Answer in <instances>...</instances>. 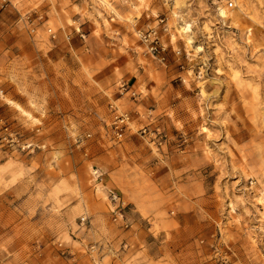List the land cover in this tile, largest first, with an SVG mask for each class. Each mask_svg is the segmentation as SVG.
Listing matches in <instances>:
<instances>
[{"label": "rangeland", "instance_id": "1", "mask_svg": "<svg viewBox=\"0 0 264 264\" xmlns=\"http://www.w3.org/2000/svg\"><path fill=\"white\" fill-rule=\"evenodd\" d=\"M231 1L0 0V264H264V0Z\"/></svg>", "mask_w": 264, "mask_h": 264}, {"label": "built area", "instance_id": "2", "mask_svg": "<svg viewBox=\"0 0 264 264\" xmlns=\"http://www.w3.org/2000/svg\"><path fill=\"white\" fill-rule=\"evenodd\" d=\"M233 2L231 0H228V5L231 6ZM42 18V13H35L33 17L28 16L27 21L30 25V29L34 30L35 29V21L36 19H41ZM160 21H163L162 18L159 19ZM46 30L49 32L50 36L52 38L56 37L55 32L52 30L50 26L46 27ZM137 35L139 36V39L141 42L144 43L145 47L147 48L148 51H150L153 54L160 55V58H163V51L165 49V45L161 40V36L158 32V28L156 26H150L148 28H140L137 30ZM162 54V55H161ZM129 122V115L127 112H120L117 113V111L113 114L112 119H111V125L114 129L115 135L117 137H121L123 134L122 127L127 125ZM93 174V179H98L96 180L95 189H101L108 201H109V208L110 212L112 214V219L113 220H120L123 227H127L129 222L128 218L125 215V210L124 207L126 206V203L120 193L116 188L112 187H106L104 185H101V174L102 172L98 167H95L92 170ZM86 215H81L80 216V224H85L86 222ZM86 225V224H85Z\"/></svg>", "mask_w": 264, "mask_h": 264}, {"label": "crops", "instance_id": "3", "mask_svg": "<svg viewBox=\"0 0 264 264\" xmlns=\"http://www.w3.org/2000/svg\"><path fill=\"white\" fill-rule=\"evenodd\" d=\"M12 212H14V214H15V216H16V219H13L12 221H11V225L13 226V227H19L21 224H22V215L24 214V210H20L19 208L18 209H16V210H11ZM48 210L46 209V210H43V209H39V213H41V214H46V212H47ZM50 211L51 210H49L48 212L50 213ZM6 212V211H5ZM90 220H91V222H93V224H94V226H95V228H94V226H93V230H98V228H96V225H98V227H99V223H97V219H96V215L95 214H93V215H91V218H90ZM8 222V221H7ZM8 224V223H7ZM10 224V223H9ZM8 224V225H9ZM4 225V224H3ZM92 227V226H91ZM100 229V228H99ZM82 232V230H80L79 231V233H81ZM83 233V232H82ZM139 243V242H138ZM44 248V247H43ZM127 252H128V250H127ZM126 252V253H127ZM126 253H124V254H122L121 255V258H123V256L126 254ZM83 257V256H82ZM72 258H74V259H78L77 261H80L79 260V258H78V253L76 252L75 253V255H73L72 256ZM70 259H71V257L70 258H66L65 260V263L66 264H68L69 262H70Z\"/></svg>", "mask_w": 264, "mask_h": 264}]
</instances>
